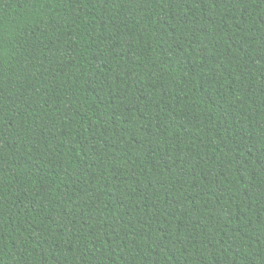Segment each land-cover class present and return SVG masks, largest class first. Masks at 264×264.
<instances>
[{"label": "trees", "instance_id": "obj_1", "mask_svg": "<svg viewBox=\"0 0 264 264\" xmlns=\"http://www.w3.org/2000/svg\"><path fill=\"white\" fill-rule=\"evenodd\" d=\"M0 264H264V0H0Z\"/></svg>", "mask_w": 264, "mask_h": 264}]
</instances>
